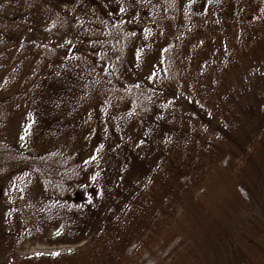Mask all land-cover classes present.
Returning <instances> with one entry per match:
<instances>
[{"label": "trees", "instance_id": "16d2710c", "mask_svg": "<svg viewBox=\"0 0 264 264\" xmlns=\"http://www.w3.org/2000/svg\"><path fill=\"white\" fill-rule=\"evenodd\" d=\"M225 155L258 205L211 264H245V243L264 256V0H0V264H136L176 237L188 256L220 234Z\"/></svg>", "mask_w": 264, "mask_h": 264}, {"label": "rangeland", "instance_id": "374dc122", "mask_svg": "<svg viewBox=\"0 0 264 264\" xmlns=\"http://www.w3.org/2000/svg\"><path fill=\"white\" fill-rule=\"evenodd\" d=\"M157 5L152 1L149 6V10L142 17L141 27H145V23L149 18L153 17V10L156 9ZM151 8V9H150ZM134 54L136 57H139L140 52L138 48L134 49ZM245 63H242V68H240V74L247 72L248 61L244 59ZM236 68L230 66L228 70V80L233 81L237 75ZM215 99H211L209 102H214ZM222 110H220L221 112ZM258 138L255 139L257 141ZM260 157L259 151L254 153ZM255 155V156H256ZM254 156V157H255ZM228 160V161H227ZM257 161V157L255 158ZM255 161V162H256ZM241 168V162L237 158L231 159L227 155L223 157L220 162V165L217 167V171L214 173L215 178L218 182V187L212 193L210 191L206 195L209 197V201L212 204H208V201H205V206L207 207L208 219L211 218V225L214 226V232L218 230L220 232L214 234L215 237H209L208 234H212V231L199 232L202 233V236L199 237V240H192L190 243V253L189 255H184V257L176 255L173 256L172 249L175 246L178 247L175 243L178 238L176 237L171 242L163 246H159L149 252H141L136 256V264H168L169 261H174V264H211L214 261V258L211 255V249L216 245L217 238L219 236H228L231 235H241V219L250 217L254 214V211L257 209L258 201L254 197L250 196L248 181L244 177L243 173L238 174V171ZM244 182L245 185L242 186L240 183ZM247 189V191L245 189ZM208 206L210 209L208 210ZM222 234V235H221ZM260 236V235H259ZM259 236L257 237L259 239ZM264 237V236H263ZM261 240H264V238ZM261 242V241H259ZM175 244V245H174ZM257 245V244H256ZM73 244L65 243H52V242H42V241H28L24 242L20 248H18L17 253L20 254H34V253H54L61 250H66L72 248ZM264 251V242L263 249ZM222 258L229 260L231 257L230 250L221 251L218 249ZM243 252H245L244 263L245 264H264V256L257 251L256 247L253 244H244ZM242 253V252H241ZM238 258V257H237ZM170 264V263H169Z\"/></svg>", "mask_w": 264, "mask_h": 264}]
</instances>
